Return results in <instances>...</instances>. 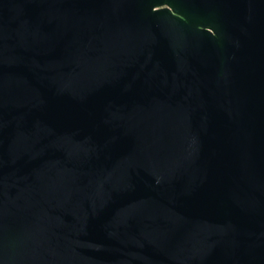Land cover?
<instances>
[{"label":"water","instance_id":"obj_1","mask_svg":"<svg viewBox=\"0 0 264 264\" xmlns=\"http://www.w3.org/2000/svg\"><path fill=\"white\" fill-rule=\"evenodd\" d=\"M0 264H264V0H0Z\"/></svg>","mask_w":264,"mask_h":264}]
</instances>
